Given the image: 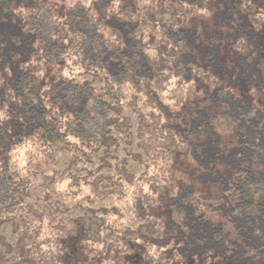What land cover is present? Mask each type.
<instances>
[{
    "label": "trees",
    "instance_id": "trees-1",
    "mask_svg": "<svg viewBox=\"0 0 264 264\" xmlns=\"http://www.w3.org/2000/svg\"><path fill=\"white\" fill-rule=\"evenodd\" d=\"M261 15L264 0H0L23 31L0 41V264H194L223 244L264 264ZM33 135L36 165L17 157Z\"/></svg>",
    "mask_w": 264,
    "mask_h": 264
},
{
    "label": "rangeland",
    "instance_id": "rangeland-1",
    "mask_svg": "<svg viewBox=\"0 0 264 264\" xmlns=\"http://www.w3.org/2000/svg\"><path fill=\"white\" fill-rule=\"evenodd\" d=\"M261 20H264V16H258ZM22 28L20 25V17L14 16L13 19H6L0 23V41L7 40L9 42H14V37L22 36ZM6 73L4 70H0V88L3 87L4 83V75ZM177 82L175 80H171L168 85H166L165 90L162 92L164 95L168 96L171 94L170 90L176 87ZM184 88L187 86L183 84ZM1 90V89H0ZM5 97H7L6 89ZM1 99L0 95V124L6 125L8 128L10 127V118L7 112L6 98ZM247 138L259 142L260 140L252 134H247ZM22 143L24 147L20 148V152L17 153V157L22 158V156L28 161L30 165H36L43 159L46 151L44 146L40 143L39 139L33 135L29 138L23 139ZM24 150V153H23ZM40 171V169H38ZM200 180L199 182H201ZM202 185L192 184L191 190L200 189ZM54 188L60 194L56 193L58 198L68 204L70 203V199H66V193L68 194L69 188L67 186V181L64 182H54ZM202 248V247H201ZM227 244H223V246H218L216 249L212 250L210 253H204L205 250H199L196 252L194 264H242V260H239L234 250L225 251L227 249ZM155 248H151V251H154ZM159 250V249H158ZM175 260L180 262V264H186L182 261H179V258L175 257Z\"/></svg>",
    "mask_w": 264,
    "mask_h": 264
}]
</instances>
